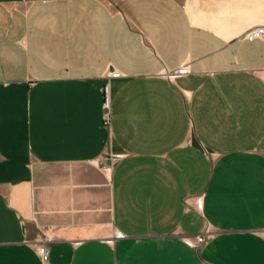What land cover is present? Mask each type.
<instances>
[{
    "label": "crops",
    "instance_id": "crops-1",
    "mask_svg": "<svg viewBox=\"0 0 264 264\" xmlns=\"http://www.w3.org/2000/svg\"><path fill=\"white\" fill-rule=\"evenodd\" d=\"M263 23L264 0H0V264H264Z\"/></svg>",
    "mask_w": 264,
    "mask_h": 264
},
{
    "label": "built area",
    "instance_id": "built-area-1",
    "mask_svg": "<svg viewBox=\"0 0 264 264\" xmlns=\"http://www.w3.org/2000/svg\"><path fill=\"white\" fill-rule=\"evenodd\" d=\"M245 40H264V23L262 25L254 26L253 28L249 29V31L244 35ZM189 63L185 64L182 66L177 71L174 72H169L168 76L171 79H174L175 77H180V76H185L191 71H189ZM109 74L112 78H120L122 74L116 70L113 69L109 71ZM104 108H103V113H104V123L109 125L111 123V120L113 119V113H112V107H113V100H112V87L110 85V82H106L104 84ZM197 201L200 205H202L203 201L201 198H197ZM213 232L209 229H207L204 233H201L196 236L197 244L198 246H202L205 243H207L208 239L212 236ZM40 256L44 261H49L50 253H51V248L48 245H41L40 249Z\"/></svg>",
    "mask_w": 264,
    "mask_h": 264
}]
</instances>
